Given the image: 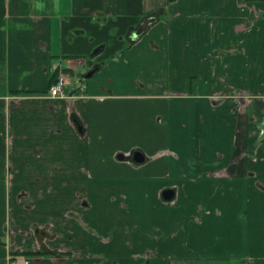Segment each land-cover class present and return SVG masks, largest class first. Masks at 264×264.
Segmentation results:
<instances>
[{"label": "crops", "instance_id": "1", "mask_svg": "<svg viewBox=\"0 0 264 264\" xmlns=\"http://www.w3.org/2000/svg\"><path fill=\"white\" fill-rule=\"evenodd\" d=\"M168 1L0 0V264H201L252 167L264 264V0Z\"/></svg>", "mask_w": 264, "mask_h": 264}, {"label": "rangeland", "instance_id": "2", "mask_svg": "<svg viewBox=\"0 0 264 264\" xmlns=\"http://www.w3.org/2000/svg\"><path fill=\"white\" fill-rule=\"evenodd\" d=\"M168 15L167 9L164 13H159L160 19L163 20ZM253 155L252 151H248V158ZM256 170V167L247 170L244 176L246 179L244 186L238 187L234 182L225 188L230 202L225 204L223 211L217 210L218 201L213 204V233L207 238L202 237L199 247H208L216 253L214 255L209 253V256H206L204 251L197 252L202 256L200 257L203 259L201 264H246L249 258L253 260L258 256V245L250 235L258 229V176H255ZM199 194L202 195L200 192ZM215 210L219 213H214ZM227 229H230V235L227 234ZM235 234L240 236H235ZM222 245H225L226 248H222Z\"/></svg>", "mask_w": 264, "mask_h": 264}, {"label": "built area", "instance_id": "3", "mask_svg": "<svg viewBox=\"0 0 264 264\" xmlns=\"http://www.w3.org/2000/svg\"><path fill=\"white\" fill-rule=\"evenodd\" d=\"M66 76L63 73H58L55 80L49 85L48 92L50 95H61L63 87L66 85ZM30 259L28 256H10L8 257V264H29Z\"/></svg>", "mask_w": 264, "mask_h": 264}, {"label": "water", "instance_id": "4", "mask_svg": "<svg viewBox=\"0 0 264 264\" xmlns=\"http://www.w3.org/2000/svg\"><path fill=\"white\" fill-rule=\"evenodd\" d=\"M151 20H152V17H149V18L145 19L142 22V24L139 25V27L133 31V36H136V35L140 34L147 27L148 23L151 22ZM91 73H92V70L91 71H88L85 76H90ZM133 159L135 161H138V162L143 161L144 155H143L142 151L141 150H138V149H135L134 152H133ZM173 193H174V191H173L172 188H165L162 191V196L165 199H169V198L172 197Z\"/></svg>", "mask_w": 264, "mask_h": 264}, {"label": "flooded vegetation", "instance_id": "5", "mask_svg": "<svg viewBox=\"0 0 264 264\" xmlns=\"http://www.w3.org/2000/svg\"><path fill=\"white\" fill-rule=\"evenodd\" d=\"M30 264V263H29Z\"/></svg>", "mask_w": 264, "mask_h": 264}]
</instances>
